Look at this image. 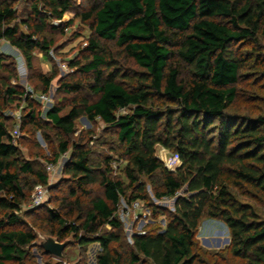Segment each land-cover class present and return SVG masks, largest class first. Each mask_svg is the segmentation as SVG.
Here are the masks:
<instances>
[{
	"label": "trees",
	"instance_id": "16d2710c",
	"mask_svg": "<svg viewBox=\"0 0 264 264\" xmlns=\"http://www.w3.org/2000/svg\"><path fill=\"white\" fill-rule=\"evenodd\" d=\"M23 3L20 12L16 0H0V41L16 48L29 69L34 52L49 58L54 36L73 25L62 21L66 13L74 11L90 35L69 61L76 77L58 82L59 92L70 99L66 111L61 100L43 112L10 84L18 76L0 56V73L7 74L0 76V264H27L35 230L59 242L71 238L80 248L97 244L95 264H215L195 250L202 217L225 224L233 260L264 264V218L241 200L264 207V115L229 111L246 66L252 61L255 75H264L258 41L264 37V0ZM122 59L139 70H125ZM57 75L55 70L40 76L43 92ZM14 101L26 104L21 131L42 130L47 138L46 131H54V161L69 152L67 178L49 188L42 214L26 212L27 222L21 206L36 186H49L48 174L35 169L12 142L3 111ZM80 117L98 118L115 131L124 147L127 182L113 176L110 158L99 167L83 139H74ZM158 145L178 158L174 170L156 155ZM143 178L152 182L157 199L174 198L173 210L164 227L135 233L127 245L117 211L121 199L128 205L148 200ZM96 184L100 194L93 191ZM165 212L152 207L153 216Z\"/></svg>",
	"mask_w": 264,
	"mask_h": 264
},
{
	"label": "rangeland",
	"instance_id": "374dc122",
	"mask_svg": "<svg viewBox=\"0 0 264 264\" xmlns=\"http://www.w3.org/2000/svg\"><path fill=\"white\" fill-rule=\"evenodd\" d=\"M25 0H16V8L21 12ZM77 5L79 1L76 2ZM74 11L68 12L64 15L62 21L73 20L65 35L56 34L55 45L53 50L50 51L49 58L42 55L41 52H34V60L32 68L26 66L22 54L7 41H0V56L5 58L6 63H11L16 71L18 78L16 80L10 79V84L22 88L25 92L29 93L35 101L40 105V109L44 112L49 109L55 102L61 101L63 104H70L69 96L59 92L58 82L60 79H65L67 76L74 75V69L69 66V61L74 59L75 56L80 54V50L85 46L87 37L90 35L89 28L75 18ZM57 24V21H53ZM261 48L264 49V37L259 38ZM109 48L114 46L108 44ZM246 47V46H245ZM243 47V48H245ZM245 52V50H244ZM121 67L128 71H138L139 68L132 61H120ZM254 64L252 61L242 72L241 79L238 84V100L229 108L230 112L263 114L264 115V75H255ZM57 71L58 75L50 82L48 90L42 91L43 84L40 76H48L51 72ZM6 73H0V76L5 77ZM78 76V75H77ZM46 93L48 100L40 99L39 95ZM23 101H14L7 106L3 114L8 119V129L14 138V143L18 144L21 154L24 159L31 161L35 169H45L48 174V187H44V195L39 204L32 202L33 192L30 196V201L22 204L20 215L26 222L29 221L25 214L28 210L33 211L35 214H42L44 206L49 204L51 187L57 186L63 179L67 178L64 175L63 168L69 158V152L60 154L54 161V154L58 151L57 135L54 131H46L49 137L45 136L42 130L27 129L20 130V121L17 115L20 114L25 107ZM69 107L66 106L65 111ZM128 109L119 110L118 114L128 112ZM44 117V114L41 115ZM74 139L82 138L90 149L91 160L101 168H104V160L111 159L110 167L113 171V176L118 177L127 182L123 169L126 165L123 146L117 140L115 131L105 125L100 119L83 120L82 117L76 121V129L73 135ZM20 142V143H19ZM156 155L163 161L164 165L174 170L178 165L176 155L161 146H156ZM52 167L48 169V166ZM145 182V189L148 196L147 201L137 200L138 206L132 207L128 205L124 199L120 200L118 207V217L122 222L121 237L123 242L127 245L132 244V236L137 232L145 231L150 228L164 227L167 219L168 212L173 210L174 198L157 199L154 196V187L150 180L143 178ZM154 181L159 182V176H154ZM94 193L100 194L99 184L94 185ZM242 201L250 202L259 215L264 218V207L260 203L249 201L246 198H241ZM156 206L166 210L165 214L153 216L152 207ZM36 239L29 247V256L26 260L27 264H95V257L100 251L97 244H90L86 247L80 248L71 238H68L67 246L65 247L62 256L57 258L51 254H46L40 246V241L49 236L46 233L35 230ZM54 238V237H53ZM229 232L225 224L216 219H209L202 217L199 226L195 232V250L203 258L214 262L215 264H240L239 261L233 260L229 253ZM142 258V257H141ZM142 262H146L142 258ZM149 263V262H148ZM242 264V263H241Z\"/></svg>",
	"mask_w": 264,
	"mask_h": 264
},
{
	"label": "water",
	"instance_id": "95a60500",
	"mask_svg": "<svg viewBox=\"0 0 264 264\" xmlns=\"http://www.w3.org/2000/svg\"><path fill=\"white\" fill-rule=\"evenodd\" d=\"M82 119L86 120L85 117H82ZM226 240L228 241L229 239ZM66 245V242H59L52 236H46L40 241V246L43 248L44 253L51 254L57 258L62 256Z\"/></svg>",
	"mask_w": 264,
	"mask_h": 264
},
{
	"label": "built area",
	"instance_id": "2783aa9c",
	"mask_svg": "<svg viewBox=\"0 0 264 264\" xmlns=\"http://www.w3.org/2000/svg\"><path fill=\"white\" fill-rule=\"evenodd\" d=\"M25 95L28 96L29 98H32L31 95H30L29 93H27V92H25ZM39 97H40V99H43V100H45V101L48 100V96L46 95V93H42V94H40ZM17 119H19V121H20V119H21V113L17 115ZM12 142H14V138H13V136H12ZM176 159H177V162H178V164H179V160H178V158H176ZM177 166H178V165H177ZM51 167H52V164H50V165L48 166L49 172H50ZM43 195H44V187H43V186H36V187L34 188V192H33V196H32V202H33L35 205H36V204H39V203L41 202L42 198H43ZM131 205H132V207H136V206H138V202L135 201V202H133ZM137 233H138V234H142V233H144V232L142 231V232H137Z\"/></svg>",
	"mask_w": 264,
	"mask_h": 264
}]
</instances>
